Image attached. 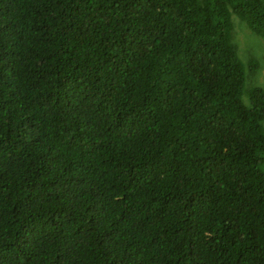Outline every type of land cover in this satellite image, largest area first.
<instances>
[{
  "label": "trees",
  "instance_id": "obj_1",
  "mask_svg": "<svg viewBox=\"0 0 264 264\" xmlns=\"http://www.w3.org/2000/svg\"><path fill=\"white\" fill-rule=\"evenodd\" d=\"M233 14L264 37V0H0V264H264Z\"/></svg>",
  "mask_w": 264,
  "mask_h": 264
},
{
  "label": "rangeland",
  "instance_id": "obj_2",
  "mask_svg": "<svg viewBox=\"0 0 264 264\" xmlns=\"http://www.w3.org/2000/svg\"><path fill=\"white\" fill-rule=\"evenodd\" d=\"M232 22L236 31L235 43L244 65L246 86L264 91V37L255 33L247 22L235 14Z\"/></svg>",
  "mask_w": 264,
  "mask_h": 264
}]
</instances>
